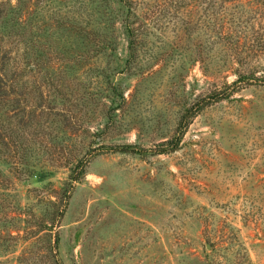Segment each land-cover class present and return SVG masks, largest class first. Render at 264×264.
I'll return each mask as SVG.
<instances>
[{
	"label": "rangeland",
	"instance_id": "374dc122",
	"mask_svg": "<svg viewBox=\"0 0 264 264\" xmlns=\"http://www.w3.org/2000/svg\"><path fill=\"white\" fill-rule=\"evenodd\" d=\"M0 5V264H264V0Z\"/></svg>",
	"mask_w": 264,
	"mask_h": 264
},
{
	"label": "trees",
	"instance_id": "16d2710c",
	"mask_svg": "<svg viewBox=\"0 0 264 264\" xmlns=\"http://www.w3.org/2000/svg\"><path fill=\"white\" fill-rule=\"evenodd\" d=\"M2 14H3V8L0 5V17L2 16ZM2 63H4V64L6 63L4 58H3ZM15 80H16V78H14V76L8 77V79L5 81V86H9L10 88L13 87L15 85ZM0 88H2V86H0ZM204 105H205V102H202L201 104L197 105L196 110L194 112H192L191 116L187 112L182 117V119L180 120V122L178 124L177 134L173 138L166 140V141H163L160 144H158L157 148H155L152 151V154H155V155L156 154H165V153L175 152L176 150H178L179 145L182 141V137L186 131V128L189 125L190 119L194 115H196V113H198L199 110H201L204 107ZM101 148H104L105 150L110 151V152H120V153H126V154L147 155V153H148V151L146 149L139 147L136 144H131V143L119 144V145H104ZM74 173H75V171H74ZM74 173H73L72 179L70 181L71 185H74L75 182H79L80 176L82 177L86 174V172H85V170H83V168H82L81 172H79L77 174V176Z\"/></svg>",
	"mask_w": 264,
	"mask_h": 264
}]
</instances>
